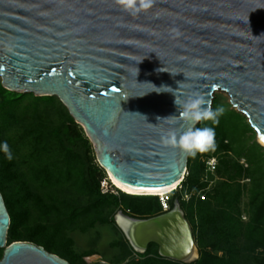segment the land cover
Listing matches in <instances>:
<instances>
[{
	"label": "water",
	"instance_id": "water-1",
	"mask_svg": "<svg viewBox=\"0 0 264 264\" xmlns=\"http://www.w3.org/2000/svg\"><path fill=\"white\" fill-rule=\"evenodd\" d=\"M0 81L56 97L122 185L167 188L184 177L189 156L162 136L192 123L162 120L178 115L162 87L180 98L198 92L211 104L214 92L225 93L264 147V0H153L135 17L114 0H0ZM114 220L139 254L154 243L162 258L198 257L177 200L156 216L120 209ZM9 222L0 191V264H71L33 241L7 243Z\"/></svg>",
	"mask_w": 264,
	"mask_h": 264
},
{
	"label": "trees",
	"instance_id": "trees-1",
	"mask_svg": "<svg viewBox=\"0 0 264 264\" xmlns=\"http://www.w3.org/2000/svg\"><path fill=\"white\" fill-rule=\"evenodd\" d=\"M31 96L32 102L22 106L23 100ZM55 98L13 92L0 84V142L7 140L14 157L8 161L0 151V191L10 217L7 243L33 241L69 260L71 257L59 238L65 230L86 231L95 223L111 224L121 233V238L113 245L120 246L119 256L124 259L133 250L116 225L114 213L93 216L85 223H78L79 219L93 210L110 206L136 218H148L165 211L158 195L101 191L100 183L106 172L96 161L83 129L60 101L62 120L54 126L43 123L38 102L53 105ZM21 106L23 111L32 109V119L23 125L19 136L6 135L11 127L24 123V118L17 114ZM244 119L243 116L245 129L241 133L234 128L223 129L222 125L215 127V151L198 153L195 158L189 156L187 173L171 193L169 209L176 200L179 202L197 242L198 257L186 264H264V147L247 138L252 128ZM199 125L200 122L195 127ZM24 147L26 152L20 153ZM56 150L62 152L61 158L52 157ZM210 155L217 157L213 173L205 170L204 159ZM240 159H244L246 166L239 162ZM20 164L23 169H19ZM212 174L217 179L210 183L208 176ZM248 177L251 182L246 188L248 221L243 222L240 202L246 185L241 180ZM59 187L87 197L89 203L81 206L79 202L63 200L58 206L52 204L53 218L48 215L51 211L45 210L42 222L27 225L31 207L42 209L45 197L54 198L52 191ZM184 193L189 194L188 199L183 198ZM144 254L159 256L156 244L151 243ZM141 261L139 259L135 264Z\"/></svg>",
	"mask_w": 264,
	"mask_h": 264
},
{
	"label": "rangeland",
	"instance_id": "rangeland-1",
	"mask_svg": "<svg viewBox=\"0 0 264 264\" xmlns=\"http://www.w3.org/2000/svg\"><path fill=\"white\" fill-rule=\"evenodd\" d=\"M58 101L59 100L55 98L53 105H45V103L42 101L38 102L39 108L42 110L40 114L41 118L43 120V123H45L47 126L57 125L62 120V117L60 116V112H59L61 108L59 107ZM31 102H32V96L26 97L23 100L22 106L29 105ZM217 105H223L226 109L224 114L219 118L220 125L218 124L214 126L210 120H202L200 121V125L198 128L216 127L222 125L223 129L226 128L227 130H231L234 128L237 130V132L241 133L245 129L242 123L243 115L237 112L236 109L230 104L228 96L225 93L220 91L214 92V97L212 102L213 109H215ZM22 106L18 109L17 114L18 116L24 118V123L20 122L18 125L11 127L10 130L6 132V135H10L11 137L19 136L23 125L28 123V121L32 119L31 117L32 109L30 108L28 110L23 111L24 109L22 108ZM231 110H234L235 112H232ZM244 121L248 123L246 117ZM247 138L250 140L254 139L256 141V136L253 129L252 131L247 133ZM21 152L25 153L26 148L25 147L22 148L20 153ZM60 155H62V152L56 150L54 151V155L52 157L61 158ZM16 159H18V157H16ZM206 159L207 158L204 159V164ZM239 162L242 163L244 166H246V162L244 161V159H240ZM19 169H23V165L20 164ZM208 178L211 180L210 183H212L217 179V176L212 174V176H208ZM241 182L245 183L246 186H245V193L244 195H242L240 202V207L242 209L240 219L241 221L246 222L248 221V213L246 210L248 193L246 192V188L250 186L251 182L249 177L242 179ZM52 193H53L52 196L54 198L50 199L45 197L43 206H41L42 209H38V208L36 209L35 207H31V212L28 218L27 225L29 226L34 225L38 221L42 222L43 219L42 213L45 210L51 211L49 212L48 215H50L51 218H53L54 211L51 208L52 204L58 206L60 202H62L63 200L64 201L67 200L71 203L79 202L81 206H84L87 203H89V199L87 197L82 196L77 192L63 190L61 187H59L56 191L55 190L52 191ZM183 198L188 199L189 194L184 193ZM117 211L118 208L113 206L104 207L96 211L93 210L91 214L88 213V215H85L84 218L79 219L78 223H85L87 220L97 215L105 216V215H110L112 213H114L115 215ZM186 213L188 214L187 210ZM189 220L192 221L191 216L189 217ZM59 238L60 241L63 242L64 249L71 257V259L68 260L71 264H123L126 263V261H127L126 264H135V261L139 259L142 260L139 264H170L169 262H166L165 260L162 259L171 260L168 258H162L155 254L147 255L144 253H140V256L138 254L137 256H135L133 252H131V254L125 257L124 259H121L119 256L121 252L120 246L113 245V242L118 241L121 238V233L119 231H116L111 224L95 223L92 227H89L86 231H81L78 228L68 229L65 230V232H63L59 236ZM152 249H155L154 246H152ZM0 254H2V248L0 249ZM218 254L221 255V252H218ZM238 264H241V262H239Z\"/></svg>",
	"mask_w": 264,
	"mask_h": 264
},
{
	"label": "clouds",
	"instance_id": "clouds-1",
	"mask_svg": "<svg viewBox=\"0 0 264 264\" xmlns=\"http://www.w3.org/2000/svg\"><path fill=\"white\" fill-rule=\"evenodd\" d=\"M114 2L122 11L133 17L148 11L153 6V0H114ZM178 83L180 85L182 82ZM153 88L160 89L154 86ZM162 88L167 89L166 92L173 93L175 96L174 104L177 106L178 110V115H172L162 120L174 124L175 118L179 116L181 120L190 121L192 123V127L179 134L175 128L170 129L162 136V143L174 148H179L185 154L193 158H195L198 153L215 151L217 147L215 127L197 128L195 125L202 120H210L214 126L218 125L220 122L219 118L226 111L225 107L223 105H217L216 108L213 109L211 101L198 92H193L185 98H180L175 94L173 89L168 87ZM0 151L4 153L6 160H13V152L7 140L0 142ZM106 177L108 178L107 173ZM117 189L120 190L119 188ZM167 210H169V208Z\"/></svg>",
	"mask_w": 264,
	"mask_h": 264
},
{
	"label": "built area",
	"instance_id": "built-area-1",
	"mask_svg": "<svg viewBox=\"0 0 264 264\" xmlns=\"http://www.w3.org/2000/svg\"><path fill=\"white\" fill-rule=\"evenodd\" d=\"M216 164H217V157L214 156V155H211L210 157H208L205 161V170L208 171V172H211L213 173L214 170H215V167H216ZM187 173V171L185 172V174ZM184 174V175H185ZM100 187H101V191L102 192H112V193H117L118 192V189L111 183V181L105 177L101 183H100ZM172 192H168L166 194H163V195H160L159 197V200H160V204H161V207H162V210L165 211L169 208V201L171 199V194ZM133 254L135 256H137V252H135L133 250ZM127 263V261H126ZM126 263H123V264H126Z\"/></svg>",
	"mask_w": 264,
	"mask_h": 264
},
{
	"label": "bare ground",
	"instance_id": "bare-ground-1",
	"mask_svg": "<svg viewBox=\"0 0 264 264\" xmlns=\"http://www.w3.org/2000/svg\"><path fill=\"white\" fill-rule=\"evenodd\" d=\"M106 173H107L108 178L111 180L112 184L115 185L117 188H119L121 191L128 193V194H136V195H149V194L163 195V194L171 192L175 188H177V186L179 185V183L182 180L181 179L178 183H176L170 187L162 188V189H153V190L133 189V188L126 187V186L122 185L121 183H119L118 181H116L112 177V175L109 171H107ZM118 220H119L120 224H122V225L124 224V219L121 218L120 216L118 217ZM196 256H197V252H196V250H193V252L189 256L188 260L195 259Z\"/></svg>",
	"mask_w": 264,
	"mask_h": 264
},
{
	"label": "snow or ice",
	"instance_id": "snow-or-ice-1",
	"mask_svg": "<svg viewBox=\"0 0 264 264\" xmlns=\"http://www.w3.org/2000/svg\"><path fill=\"white\" fill-rule=\"evenodd\" d=\"M262 142H264V138H262Z\"/></svg>",
	"mask_w": 264,
	"mask_h": 264
},
{
	"label": "flooded vegetation",
	"instance_id": "flooded-vegetation-1",
	"mask_svg": "<svg viewBox=\"0 0 264 264\" xmlns=\"http://www.w3.org/2000/svg\"><path fill=\"white\" fill-rule=\"evenodd\" d=\"M150 244H151V243H150ZM150 244H149V245H150ZM149 245H148V246H149Z\"/></svg>",
	"mask_w": 264,
	"mask_h": 264
}]
</instances>
